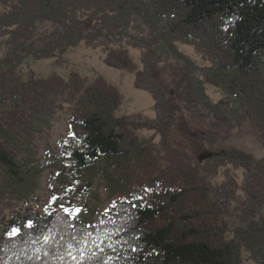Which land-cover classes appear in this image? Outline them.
I'll return each mask as SVG.
<instances>
[{"label":"trees","instance_id":"obj_1","mask_svg":"<svg viewBox=\"0 0 264 264\" xmlns=\"http://www.w3.org/2000/svg\"><path fill=\"white\" fill-rule=\"evenodd\" d=\"M0 5V264H243V247L264 264V192L255 185L264 189V157L231 146L202 163L173 141L183 122L213 132L247 119L264 146V0ZM125 38L142 50V69L126 48L110 45ZM178 41L211 65L199 67ZM82 42L105 46L107 65L136 74L157 118L118 115L124 96L102 75L20 71L30 57H62ZM207 82L226 98L214 102ZM66 107L68 134L57 152L46 145L44 163L41 140ZM139 128L161 134L160 145L140 138ZM227 162L244 167L248 180L246 217L235 228L211 181ZM47 169L49 210L16 209L7 219L6 210L27 201ZM85 175L100 176L111 196L125 194L93 223L63 206L66 178Z\"/></svg>","mask_w":264,"mask_h":264},{"label":"rangeland","instance_id":"obj_2","mask_svg":"<svg viewBox=\"0 0 264 264\" xmlns=\"http://www.w3.org/2000/svg\"><path fill=\"white\" fill-rule=\"evenodd\" d=\"M3 40L0 38V57L4 53ZM177 44L199 67L204 68L211 65V62L198 53L192 45L180 41ZM110 45H120L126 48L138 63L139 68H143L142 50L130 44L128 38ZM105 55V46L93 47L82 42L80 45L68 50L62 57L39 60L30 57L20 66V71L27 73L29 69H33L39 76L57 72L67 77L72 70H76L83 76L88 77L89 80L102 75L110 82L116 84L124 96L122 105L117 112L118 115H133L141 112L146 118H157V112L154 109V98L149 91L136 86V74L107 65L104 60ZM205 86L207 93L214 102H219L226 98L225 92L220 87L208 82ZM232 107L233 104L230 102L227 109L231 111ZM71 116L72 111L69 107L60 111L52 122L50 130L41 140L40 155L44 163H47L46 145L48 144L52 150L58 151L59 144L68 134ZM137 133L144 140L151 139L158 145L161 143V134L156 133L154 130L139 128ZM173 141L175 145L187 150L195 159L202 163L210 161L215 155L224 153L231 146L253 154L256 159L264 157V146L258 137L255 127L247 119L242 120L229 131L220 128L213 132H208L203 128L195 127L191 123L183 122L175 130ZM52 157L51 159H53ZM51 173V169L45 170L37 191L27 201H16L14 206L6 210L5 217L7 219L10 218L16 209L26 212L28 207L41 213L48 211L51 198L49 183ZM211 181L220 191L219 198L228 203L227 214L232 227H237L242 221L243 211L241 207L247 198L246 185L248 180L246 169L227 162L218 168ZM89 184L91 187H89ZM255 185L264 192L263 187H260L256 182ZM64 186L66 189V201H64L63 206L70 210H79L76 214L90 223H93L114 201L125 197L124 193L111 196L100 176L91 178L85 175L81 179L68 176ZM243 217H246V215L243 214ZM229 234L230 237L234 235L232 232ZM242 259L243 264H258L252 253L245 247L242 248Z\"/></svg>","mask_w":264,"mask_h":264},{"label":"snow or ice","instance_id":"obj_3","mask_svg":"<svg viewBox=\"0 0 264 264\" xmlns=\"http://www.w3.org/2000/svg\"><path fill=\"white\" fill-rule=\"evenodd\" d=\"M79 210H70V209H65V212L67 214L73 215V218H75V213L78 212ZM28 227H31V224L28 225ZM18 230L13 229V232L10 235H15L17 233Z\"/></svg>","mask_w":264,"mask_h":264}]
</instances>
